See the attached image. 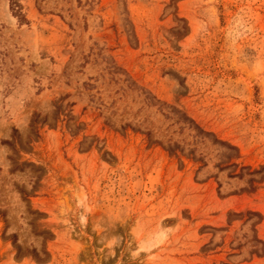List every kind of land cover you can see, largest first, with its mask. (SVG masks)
<instances>
[{
  "label": "rangeland",
  "instance_id": "374dc122",
  "mask_svg": "<svg viewBox=\"0 0 264 264\" xmlns=\"http://www.w3.org/2000/svg\"><path fill=\"white\" fill-rule=\"evenodd\" d=\"M0 264H264V0H0Z\"/></svg>",
  "mask_w": 264,
  "mask_h": 264
}]
</instances>
